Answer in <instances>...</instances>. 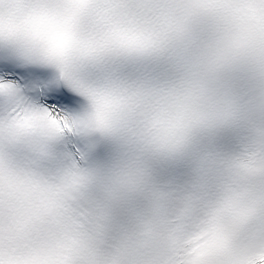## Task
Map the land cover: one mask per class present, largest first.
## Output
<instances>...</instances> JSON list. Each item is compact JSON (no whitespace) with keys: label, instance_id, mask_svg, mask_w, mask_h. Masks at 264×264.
Returning a JSON list of instances; mask_svg holds the SVG:
<instances>
[{"label":"snow or ice","instance_id":"obj_1","mask_svg":"<svg viewBox=\"0 0 264 264\" xmlns=\"http://www.w3.org/2000/svg\"><path fill=\"white\" fill-rule=\"evenodd\" d=\"M0 264H264V0H0Z\"/></svg>","mask_w":264,"mask_h":264}]
</instances>
